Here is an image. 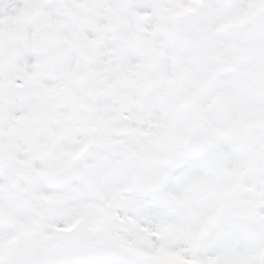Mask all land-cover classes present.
Instances as JSON below:
<instances>
[{
    "label": "snow or ice",
    "instance_id": "snow-or-ice-1",
    "mask_svg": "<svg viewBox=\"0 0 264 264\" xmlns=\"http://www.w3.org/2000/svg\"><path fill=\"white\" fill-rule=\"evenodd\" d=\"M0 264H264V0H0Z\"/></svg>",
    "mask_w": 264,
    "mask_h": 264
}]
</instances>
